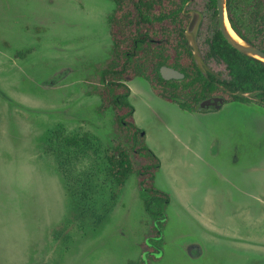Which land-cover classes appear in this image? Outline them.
<instances>
[{
	"label": "rangeland",
	"instance_id": "obj_1",
	"mask_svg": "<svg viewBox=\"0 0 264 264\" xmlns=\"http://www.w3.org/2000/svg\"><path fill=\"white\" fill-rule=\"evenodd\" d=\"M113 8L0 0V264L142 257L149 224L136 179L111 197L112 114H98V97L85 93L88 65L109 54ZM205 22L208 36L214 16ZM128 86L135 123L161 163L155 186L170 196L163 255L150 264H264V108L186 111L140 78ZM64 137L78 144L65 148Z\"/></svg>",
	"mask_w": 264,
	"mask_h": 264
},
{
	"label": "trees",
	"instance_id": "obj_2",
	"mask_svg": "<svg viewBox=\"0 0 264 264\" xmlns=\"http://www.w3.org/2000/svg\"><path fill=\"white\" fill-rule=\"evenodd\" d=\"M109 1L114 6L108 17L109 54L103 61L88 65L91 73L86 78L85 93L98 97V114L108 111L112 114V130L104 151L106 174L114 186L111 197H116L129 177L134 176L143 209L148 219L157 222L159 227L158 230L152 227L150 236L159 235L170 197L154 185L161 163L135 123L128 82L140 78L160 99L174 102V98H180L185 101L180 107L192 111L199 101L221 92L216 84L233 93L259 90L264 97V65L240 54L218 33L210 49L225 62L230 79L220 82L211 76L206 78L193 69L183 27H175L172 32L165 21V0ZM161 66L181 71L184 78L163 80L159 73ZM226 100L248 101L235 94L226 95ZM61 144L66 148L77 145L78 141L64 137ZM155 243L159 245L160 241ZM127 264L136 263L128 261Z\"/></svg>",
	"mask_w": 264,
	"mask_h": 264
},
{
	"label": "flooded vegetation",
	"instance_id": "obj_3",
	"mask_svg": "<svg viewBox=\"0 0 264 264\" xmlns=\"http://www.w3.org/2000/svg\"><path fill=\"white\" fill-rule=\"evenodd\" d=\"M203 1L205 3H203V5L199 7L198 0H165V3H164V6L166 8L165 21L171 27L172 32L175 31L176 29L175 27H178V26L183 27L182 34H183L184 40L186 41L185 32H186L187 26L189 25L193 17H196V14H197L200 18V21L198 25L195 42H196L197 51L199 52L202 58L203 64H204V68L206 69V76L202 74V71L196 65L193 54H192L193 49L189 47V52L191 55L192 63L194 65L193 69L200 72L206 78H209V76H211L212 78L220 82L228 81L230 77L228 76V71H227L225 62L215 52H212L210 49L212 40L218 33L224 39L220 31V22H219V15H218V9H217L218 0H203ZM224 13H225V24H227V26L239 38V40H241L242 42L246 44H250L251 46L255 47L256 49L264 53V0H224ZM206 14H208L210 18L214 16V22L211 23V28H210L208 36H206V33H207L206 31L207 25L205 22ZM170 37L172 38V36ZM225 42L227 43L226 40ZM246 57L253 59L255 61H258L264 65V62L260 60H257L249 56H246ZM165 67H168V66H165ZM168 68H171V67H168ZM219 68H222L224 70L225 76L218 71ZM174 70L178 71L177 69H174ZM184 70H187V69L184 68ZM178 72L183 74L181 71H178ZM216 85L219 87L221 92L217 93L216 95L214 94L208 98L218 97V96L223 97L225 99V102L220 106V108L216 110L212 107H203L199 110H195L196 105L200 102L199 101L193 107L192 111L207 112V113L216 112V111H219L224 104L234 103V102H239L243 104L253 103V104H257L264 108V97L260 96L261 91L259 90L242 93V94H248V96H239L236 93L231 92L229 89L225 88L222 85H219V84H216ZM232 94H235V96L237 97H244L248 101L247 102H240V101L227 102L226 95H232ZM182 101L183 102H180V103H176V102H173V103H176L180 107V104H185V101L184 100ZM186 111H189V110H186ZM233 160L238 162L237 157L235 155L233 156ZM154 185H155V179H154ZM138 194H139V190H138ZM139 198H140V194H139ZM167 208H166V211H167ZM165 215H166L165 218H163L164 224L160 229L161 233L159 232V235H154V236H150V234L152 233V227L156 228L157 230L159 229V227L157 225V222H154V221L152 222L151 220L148 219L146 215L148 219V224H149V233L141 247L142 257L139 262H134V261L132 262L136 264H150L151 259H161L162 258V255H163V250H162L163 227L167 220V213ZM150 237H151V241H148V238ZM157 241L158 242L160 241L159 245L155 243Z\"/></svg>",
	"mask_w": 264,
	"mask_h": 264
},
{
	"label": "water",
	"instance_id": "obj_4",
	"mask_svg": "<svg viewBox=\"0 0 264 264\" xmlns=\"http://www.w3.org/2000/svg\"><path fill=\"white\" fill-rule=\"evenodd\" d=\"M217 9L219 15V22H220V31L224 39L227 41V43L238 52L264 62V53H262L255 47L251 46L250 44H246L241 40H239V38L232 32V30L227 26V24H225L224 0H218ZM199 21L200 18L196 14V17H193V19L187 26L185 36H186L187 45L193 49L192 54L196 65L200 68L202 74L206 76V69L204 68L202 58L199 52L197 51L196 42H195ZM159 73L161 78L165 81L180 80L184 77V75L179 73L178 71L165 66L160 68ZM236 94L239 96H248V94H242L241 92H238ZM173 101L176 103L183 102L180 98H174ZM224 102L225 99L221 96L204 99L201 100L196 105L195 110H199L203 107H212L217 110Z\"/></svg>",
	"mask_w": 264,
	"mask_h": 264
},
{
	"label": "bare ground",
	"instance_id": "obj_5",
	"mask_svg": "<svg viewBox=\"0 0 264 264\" xmlns=\"http://www.w3.org/2000/svg\"><path fill=\"white\" fill-rule=\"evenodd\" d=\"M234 36V35H233Z\"/></svg>",
	"mask_w": 264,
	"mask_h": 264
}]
</instances>
